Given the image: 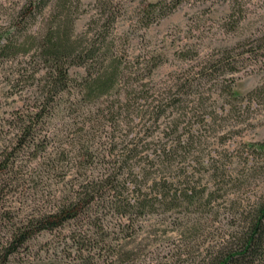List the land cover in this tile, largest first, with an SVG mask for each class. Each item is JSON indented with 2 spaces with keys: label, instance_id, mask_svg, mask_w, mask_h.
Segmentation results:
<instances>
[{
  "label": "rangeland",
  "instance_id": "obj_1",
  "mask_svg": "<svg viewBox=\"0 0 264 264\" xmlns=\"http://www.w3.org/2000/svg\"><path fill=\"white\" fill-rule=\"evenodd\" d=\"M25 1L0 0V32ZM103 1L116 10L106 37L113 39L123 76L115 89L88 104L74 89L86 70L71 66L73 88L47 109L39 140H45L46 153L65 148L75 165L77 150L88 147L102 155L117 145L121 154L133 138L142 152L131 159L135 174L127 182L133 180L148 197L159 192L152 191L154 180L170 196L193 188L194 199L171 201L161 191L153 212L134 209L128 217L99 209L91 216L95 226L79 218L42 232L0 264H207L233 244L247 209L264 195V0H80L74 36L102 29ZM156 1L177 6L145 26L141 10ZM54 11L52 2L26 31L44 28ZM223 62L235 70L212 69ZM42 77L28 53L0 60V150L11 151L13 124L45 102ZM163 108L154 122V111ZM16 147L11 158L23 177L0 194V241L12 222L48 208L60 178L42 171L31 151Z\"/></svg>",
  "mask_w": 264,
  "mask_h": 264
},
{
  "label": "trees",
  "instance_id": "obj_2",
  "mask_svg": "<svg viewBox=\"0 0 264 264\" xmlns=\"http://www.w3.org/2000/svg\"><path fill=\"white\" fill-rule=\"evenodd\" d=\"M79 1L26 0L10 16V27L3 28L4 30L0 32V60L19 54H30L35 63V71L43 73L42 78L47 87L45 104L34 106L31 112H27V118L13 124L16 132H13L14 145L10 147L11 151H6L7 147L0 150V194L6 187L23 177L15 159L11 158L16 145V149L31 151L32 159L38 158L37 164H40L39 167H42V171L47 175L60 177L45 211L26 213L7 228L6 237L0 241V261L4 263L37 234L50 232L79 218H86L89 225L92 223L95 226L96 223L92 222L91 216L99 209L106 207L116 214L128 217L134 209L142 213L147 211L145 209L153 212L151 209L154 201H159L164 196L161 191H167V197H170L171 201L179 196L184 199L192 198L191 202L194 199L193 188L180 190L179 196L177 190H174L170 196L169 189L156 186L160 185V182L154 180L152 191L159 192L148 197L149 194L142 192L140 186L137 188L136 184H132L133 180L127 182L128 178L135 174V166L131 159L142 152L137 149L138 143L133 142V138L121 146V150L118 149L122 151L121 154L115 153L117 145L108 150L103 149L106 154L102 155L101 150L93 151L88 147L84 148L83 154L77 150L72 156L74 162H78L75 165H70L72 161H67L68 151L65 148L46 153L45 140H39L42 129L40 124L44 122V117H47V109L52 110L58 106L60 97L73 88L69 68L71 66L85 68L86 75L74 89H78V99L88 104L115 89L123 76L120 71V57L113 51V39L107 40L106 37L110 24L115 20V7L108 2H101L102 13L106 16L102 29L94 30L91 36L77 37L73 33V24ZM52 2L56 11L44 23V28L38 32L28 33L27 28L39 17L44 16V9ZM176 6L177 2L171 4H165L164 1L149 2L141 10L140 19L145 26L149 25L166 16ZM219 66L222 69L235 70L233 66L229 68V64L224 62L216 67L214 65L212 69H218ZM125 99L128 101L129 95L125 94ZM119 101L118 99L117 102ZM159 104L160 101L155 106L159 107ZM153 109L154 107L152 111ZM165 110L163 108L154 111V122ZM208 116L210 112H204L203 118H209ZM108 121H113L111 116L106 119V123ZM60 143L62 144L61 141ZM63 143L68 145L69 142L63 140ZM39 151L45 154H38ZM81 156L84 161L80 159ZM140 158L147 159L146 156ZM209 193L211 195L213 191ZM130 194L132 199L129 197ZM195 197L197 198L194 201L201 198L199 195ZM7 213L9 212L3 215ZM243 227L241 234L234 238L233 244L225 250L222 248L217 251L207 264H264V195L252 202L247 209V221ZM79 247L83 248L84 245L81 244ZM109 251L116 255L113 249L109 248Z\"/></svg>",
  "mask_w": 264,
  "mask_h": 264
}]
</instances>
